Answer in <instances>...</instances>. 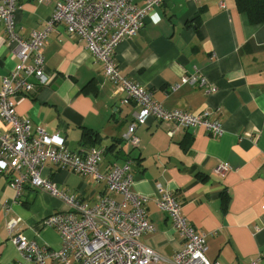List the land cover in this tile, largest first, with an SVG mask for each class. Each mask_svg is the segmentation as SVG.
I'll use <instances>...</instances> for the list:
<instances>
[{"label": "crops", "instance_id": "0c3cea01", "mask_svg": "<svg viewBox=\"0 0 264 264\" xmlns=\"http://www.w3.org/2000/svg\"><path fill=\"white\" fill-rule=\"evenodd\" d=\"M135 3L143 6L144 0ZM53 8L52 1L18 0L16 32L28 38ZM13 48L0 22V87L17 62ZM42 53L48 82L30 95H18L16 113L30 120L32 134L41 126L64 137L71 151L98 148L99 172L129 162L130 188L149 198L147 216L155 227L141 235L143 243L167 260L182 246L170 218L155 203L168 189L186 219L207 234L211 262L249 264L260 256L257 264H264V23L251 24L234 0H164L147 13L135 36L116 46L114 57L124 76L147 88L166 109L212 110L211 119L222 124L220 135L191 128L169 137L172 123L148 118L135 130L139 144L130 146L123 134L138 107L120 103L124 94L114 93L84 41L58 23ZM193 73L205 84L180 81ZM209 86L214 90L207 92ZM7 130L0 117V132ZM220 163L229 166L223 175L214 171ZM42 174L58 189L89 202L106 192L103 179L66 168L45 164ZM112 197L121 200L119 193ZM59 209H65L59 198L28 186L16 192L0 172V264H35L23 259L10 240L6 224L12 218L17 233L58 250L59 233L42 221Z\"/></svg>", "mask_w": 264, "mask_h": 264}, {"label": "built area", "instance_id": "2783aa9c", "mask_svg": "<svg viewBox=\"0 0 264 264\" xmlns=\"http://www.w3.org/2000/svg\"><path fill=\"white\" fill-rule=\"evenodd\" d=\"M35 1H52L54 8L41 29L33 30L28 38H23L15 30L14 12L18 0H0V22L4 24L7 40L14 42L13 55L17 59L14 68L1 80L0 117L8 130L0 132V172L16 192L24 186L46 191L59 198L65 209L52 212L42 221L59 233L61 247L58 250L38 245L17 233V220H8L10 240L19 254L35 264H45L47 260L56 264H163L167 261L171 264H220L207 258V234L196 229L182 214L181 202L174 192L162 189L161 195L155 198L156 205L170 218L182 240L181 248L167 260L140 239L143 233L152 232L155 227L147 216L149 198L130 188L133 177L128 161L99 172L101 152L98 148H90L84 153L71 151L64 137L48 133L41 126H37L32 134L30 120L18 116L15 110L18 95H30L37 86L47 84L42 49L49 31L63 23L67 33L83 40L95 60L102 64L114 93L124 94L120 103L133 102L138 107L123 134L130 146L139 144L135 130L148 118L172 123L166 130L169 137L178 130L191 128H203L211 135H220L222 124L211 119L212 110L189 112L164 108L152 98L147 88L124 76L115 60L118 43L135 36L147 13L164 0H144L143 6H138L135 0ZM180 81L205 84V79L196 73L182 75ZM178 86L176 83L173 89ZM213 90V86L207 88V92ZM45 164L95 180L103 179L106 192L94 202L67 194L42 174ZM228 169L227 164L220 163L214 171L223 175ZM113 193H119L121 200L113 198ZM259 259L260 256H256L249 264H257Z\"/></svg>", "mask_w": 264, "mask_h": 264}, {"label": "trees", "instance_id": "16d2710c", "mask_svg": "<svg viewBox=\"0 0 264 264\" xmlns=\"http://www.w3.org/2000/svg\"><path fill=\"white\" fill-rule=\"evenodd\" d=\"M236 8L251 24L264 23V0H234Z\"/></svg>", "mask_w": 264, "mask_h": 264}]
</instances>
